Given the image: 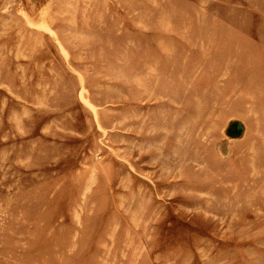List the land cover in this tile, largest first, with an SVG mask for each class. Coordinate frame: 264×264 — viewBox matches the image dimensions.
I'll return each instance as SVG.
<instances>
[{
    "label": "rangeland",
    "instance_id": "1",
    "mask_svg": "<svg viewBox=\"0 0 264 264\" xmlns=\"http://www.w3.org/2000/svg\"><path fill=\"white\" fill-rule=\"evenodd\" d=\"M0 264H264V0H0Z\"/></svg>",
    "mask_w": 264,
    "mask_h": 264
},
{
    "label": "water",
    "instance_id": "2",
    "mask_svg": "<svg viewBox=\"0 0 264 264\" xmlns=\"http://www.w3.org/2000/svg\"><path fill=\"white\" fill-rule=\"evenodd\" d=\"M246 127L245 125L238 121V120H232L229 122L228 127L225 130V134L230 139H239L244 136Z\"/></svg>",
    "mask_w": 264,
    "mask_h": 264
}]
</instances>
